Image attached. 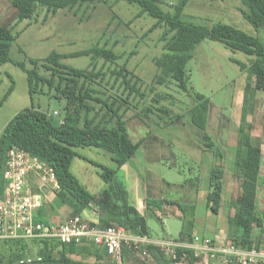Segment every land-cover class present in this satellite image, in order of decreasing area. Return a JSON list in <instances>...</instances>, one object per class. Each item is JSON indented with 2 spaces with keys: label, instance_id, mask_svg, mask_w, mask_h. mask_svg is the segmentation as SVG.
Listing matches in <instances>:
<instances>
[{
  "label": "trees",
  "instance_id": "trees-1",
  "mask_svg": "<svg viewBox=\"0 0 264 264\" xmlns=\"http://www.w3.org/2000/svg\"><path fill=\"white\" fill-rule=\"evenodd\" d=\"M17 11L19 22L32 20L42 11L56 14L69 10L78 14L83 8L107 3L106 0H8ZM138 6L141 11L137 17L149 15L157 22L150 32L162 30L163 43L159 57L154 58L156 67L154 82L165 86L176 84L177 88L188 94L194 101L191 108V121L195 127L205 131L206 147L215 146L207 134L211 102L205 96L194 94L187 66L196 49L205 41L211 40L226 45L235 53L255 57L247 68V84L244 88L240 124L237 129V145L233 175L239 181L240 193L231 201L232 212L228 216L230 233L226 242H231L244 250L259 248L264 235V214L257 210L258 189L261 187L262 144L255 142L249 117L255 111L257 92L264 93V42L259 37L250 36L243 31L222 23L206 26L198 23L185 10L193 0H178L164 10L158 0H114ZM239 9L246 21L257 31L264 29V0H241ZM117 15L115 14L114 17ZM18 38L13 28L0 21V66L11 62V44ZM85 57L90 59L86 68H75L65 63L67 58ZM123 56L106 46H95L73 54L52 52L46 59H30L31 69L17 64L27 75L31 99L35 95H51L65 102L63 120L55 125L53 116L40 109H26L17 114L3 129L0 136V201L5 198L9 182L5 179L6 164L13 149L27 152L33 158L50 167L59 189L55 199L69 210V218L84 217L94 227H123L128 234L152 238L147 217L131 204L124 184L116 180L118 172L135 157L142 142L131 139L125 115L131 110L130 98L144 97L138 84L140 79L128 69L127 62L122 66L118 61ZM99 61L109 64L98 68ZM122 90V96L108 95L106 88ZM14 90V84L3 100L2 106ZM126 95V96H124ZM104 96L106 98H102ZM97 105H100L97 108ZM59 115L55 112L54 115ZM94 147L113 157L115 168L99 164L100 177L110 190L94 196L70 171L75 158L81 157L76 149ZM215 154L221 164L211 171L208 208L218 214L222 208L224 193L225 166L222 154ZM57 202V201H56ZM165 204L176 205L185 223L178 240L191 242L195 236L196 206L176 204L166 199L156 201L146 199V205L158 208ZM55 207H42L35 215V221L44 224H60L48 214ZM85 211L96 212L94 221L84 215ZM153 216L158 217L156 213ZM159 218V217H158ZM66 219V220H68ZM65 220V221H66ZM161 220V218H159ZM64 221V222H65ZM61 222V223H64ZM156 264H205L193 252L178 248L177 257L168 255L161 247L148 244L142 247ZM132 256L133 250H124ZM94 256L97 264L105 258L112 260L105 250L94 243L64 244L56 239L0 240V264H90L78 260L76 256ZM138 256V255H137ZM113 261V260H112ZM111 261V262H112Z\"/></svg>",
  "mask_w": 264,
  "mask_h": 264
},
{
  "label": "rangeland",
  "instance_id": "rangeland-1",
  "mask_svg": "<svg viewBox=\"0 0 264 264\" xmlns=\"http://www.w3.org/2000/svg\"><path fill=\"white\" fill-rule=\"evenodd\" d=\"M83 8L78 14L61 10L56 14L42 11L31 21L19 22L17 11L8 0H0V21L13 28L18 38L11 44V62L0 66V100H3L14 84L7 101L0 106V136L7 124L26 109H40L53 116L58 125L64 117L65 102L51 95H35L31 99L26 73L17 65L31 69L30 59L44 60L52 52L73 54L95 46L113 49L123 56L118 64L127 67L139 79L138 87L144 97L130 98L131 110L125 115L131 139L142 142L137 154L116 175L128 191L131 204L147 217L148 227L154 240H176L185 220L176 205L165 204L162 210L149 208L146 199H163L176 204L195 205V234L225 241L230 233L228 216L232 212L231 201L240 193L239 181L233 168L237 145V129L247 84V68L255 57L235 53L226 45L205 40L194 52L187 71L194 94L205 96L211 102L207 134L214 141L213 148L206 147L205 131L191 121L193 99L170 83L165 86L154 82L156 67L154 58L162 52V30L150 32L157 20L140 14L141 9L127 2L106 0ZM164 10L178 0H158ZM241 0H193L185 14L198 23L213 26L222 23L235 27L247 35L257 36L264 42V29L257 32L242 16ZM117 15L114 17V15ZM65 63L75 68H86L89 58H67ZM104 65L99 61L98 68ZM109 64H105L107 70ZM109 76L105 81L107 84ZM108 95L122 96V90L111 88ZM126 96V95H124ZM106 98L104 96H100ZM100 105H97L99 108ZM58 112L59 115H54ZM252 135L256 143L264 144V93L257 92L255 111L249 117ZM81 156L74 159L71 173L94 196L110 190L100 177L99 164L115 168L113 157L99 148L76 149ZM225 158L224 193L222 208L218 214L208 208L211 171L220 165L215 154ZM218 153V154H219ZM264 187V179L261 180ZM55 210L50 217L56 223L69 218V210L56 199ZM156 213L158 217L153 216ZM90 264H97L94 256H76ZM105 258L99 264H115ZM125 263V262H124ZM126 264V263H125ZM127 264H156L149 256L134 255Z\"/></svg>",
  "mask_w": 264,
  "mask_h": 264
},
{
  "label": "built area",
  "instance_id": "built-area-1",
  "mask_svg": "<svg viewBox=\"0 0 264 264\" xmlns=\"http://www.w3.org/2000/svg\"><path fill=\"white\" fill-rule=\"evenodd\" d=\"M57 115V113H56ZM41 181L39 191H33L29 180ZM5 179L9 182L5 198L0 201V240L56 239L64 244L94 243L106 251L115 264L124 263V250H133L138 256H149L142 247L155 244L168 255L177 257L176 250L185 248L193 252L205 264H264V235L259 248L244 250L226 241H216L195 236L191 242L178 239L164 241L128 234L123 227H94L84 217H75L60 224H44L35 221L42 207H49L42 187L59 189L53 170L27 152L13 149L6 164Z\"/></svg>",
  "mask_w": 264,
  "mask_h": 264
},
{
  "label": "crops",
  "instance_id": "crops-1",
  "mask_svg": "<svg viewBox=\"0 0 264 264\" xmlns=\"http://www.w3.org/2000/svg\"><path fill=\"white\" fill-rule=\"evenodd\" d=\"M262 144V143H261ZM262 146V150H263V156H262V163H261V180L264 179V144L261 145ZM30 186H32V190L33 191H39L38 187L41 185V181L35 177H31L29 180ZM43 191L46 193L47 195V204L49 207V210H51V208L56 206V199H55V194L51 193V188L49 187H42ZM225 190V187H224ZM257 210L261 213L264 214V187L261 185V187H259L258 189V195H257ZM52 213V212H50ZM50 213L48 214V216L50 215ZM84 215H86L87 217H89L90 219L97 221L98 220V215L96 212H90V211H85ZM50 217V216H49ZM228 219V218H227ZM127 259L132 260V255L127 252L125 254V263L127 264ZM213 264H223L222 262H214Z\"/></svg>",
  "mask_w": 264,
  "mask_h": 264
}]
</instances>
